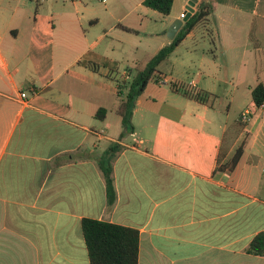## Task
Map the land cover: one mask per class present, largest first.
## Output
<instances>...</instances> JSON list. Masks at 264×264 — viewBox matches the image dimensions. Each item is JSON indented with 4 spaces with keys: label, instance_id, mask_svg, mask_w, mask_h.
I'll list each match as a JSON object with an SVG mask.
<instances>
[{
    "label": "crops",
    "instance_id": "0c3cea01",
    "mask_svg": "<svg viewBox=\"0 0 264 264\" xmlns=\"http://www.w3.org/2000/svg\"><path fill=\"white\" fill-rule=\"evenodd\" d=\"M187 1L174 0L168 15L143 0L128 3L125 16L140 12L157 23L144 30L156 46L150 58L170 43L167 28ZM211 1L208 17L158 65L135 101L133 131L121 137L117 109L131 66L120 72L117 51L127 41L136 53L127 35L136 28L100 15L69 17L59 32L76 22L82 40L68 34L58 46V0H0V264H89L83 218L136 228L138 264H243L251 255L250 240L264 230V103L251 98L264 84V0ZM242 17L254 26L235 25ZM174 54L183 69L170 72V84L201 90L205 101L164 87L159 67ZM222 96L226 118H238L217 123L209 114ZM235 124L224 159L238 147L242 154L231 171L219 170ZM111 144L119 147L110 201L99 163Z\"/></svg>",
    "mask_w": 264,
    "mask_h": 264
},
{
    "label": "trees",
    "instance_id": "16d2710c",
    "mask_svg": "<svg viewBox=\"0 0 264 264\" xmlns=\"http://www.w3.org/2000/svg\"><path fill=\"white\" fill-rule=\"evenodd\" d=\"M174 0H143V5L155 10L162 15H168ZM213 10L211 0H199L193 14L183 23L170 43L163 46L138 70L135 77L128 81L127 91L117 109L121 117V137L126 132L133 131L131 122L132 111L135 101L143 92L147 82L151 79L158 65L165 60L184 37L200 22L205 20ZM170 88L180 92L186 97L205 101L206 93L191 88L189 85L176 84L172 82ZM251 98L256 106L264 103V84L257 83L251 91ZM105 108H99L95 114L97 118L105 116ZM100 113L103 114L100 115ZM119 146L111 144L107 150L105 159L100 160V167L106 180V191L109 200L114 198V190L111 180L110 159ZM242 147H238L231 159L224 163L219 170L231 171L237 164ZM219 159V158H218ZM81 230L87 248L89 264H138L139 254V231L136 228L94 218H83ZM246 252L251 255L264 256V230L256 233L250 240Z\"/></svg>",
    "mask_w": 264,
    "mask_h": 264
},
{
    "label": "rangeland",
    "instance_id": "374dc122",
    "mask_svg": "<svg viewBox=\"0 0 264 264\" xmlns=\"http://www.w3.org/2000/svg\"><path fill=\"white\" fill-rule=\"evenodd\" d=\"M72 0H58L56 6L53 9V23L55 25V43L56 45L60 46L63 42L61 37L65 35L68 36L71 39H75V40H82V35H83V31L82 29L78 26V24L75 22L72 26L70 23H66V26H63V28H67V32L66 34H61L59 31H61V27L60 26V21L65 19L69 20L70 18H75V17H79L81 19L82 22H85L86 18V14H91V15H100V16H106V19L109 18H116L115 20H118V22H120L121 24H126L129 26H132L133 28H136L137 32L136 33H131V34H127L130 40V43L132 46H137V51L136 53H134V49L132 48L129 52V50H126V43L129 45V43L127 41H123L122 45H121V49H119L121 52H118V57H119V67H120V72H122L125 67L127 65H130L131 68L129 69L130 71V78L127 81H131L135 75L137 74L138 70L143 68L145 66V64L147 63V59L150 58V56L153 54L152 52L155 49V44H153V39H151L148 35L144 34V30H148L151 29L152 27H157V23L155 22V20L150 19V17H142L140 16L143 13L138 12V14L140 15H136V14H132V15H126L125 16V10L126 7L128 5V3L133 2L135 3L137 0H106L105 3H103L100 0H74L77 1L78 4L73 5V3L71 2ZM84 6L86 7L84 9ZM43 9V7L41 8ZM43 13H47L49 14L50 11L49 9H45L42 10ZM112 13V14H111ZM112 15L113 17H111L110 15ZM119 18V19H117ZM241 21L244 23H239V22H235V25L238 26H243L246 27L248 22H249V26L250 23L252 26H254V23L252 24V19H243V17L241 18ZM234 24V23H233ZM243 24V25H241ZM62 28V29H63ZM74 28V30H73ZM76 28V30H75ZM77 31V32H75ZM146 32V31H145ZM126 40V39H125ZM67 42V40H65ZM118 48V47H117ZM202 48V45L199 46V49ZM205 50H209V52L207 51V53L211 54L210 49H212L211 47H209V43L206 42V45H204ZM184 53V49H180L179 53ZM131 56V60L128 63L125 61V58ZM176 58L177 54H174L171 56V58L166 61L165 63H163L159 68L162 72H164L166 74V78L164 79V82L166 83L164 85V87L168 88L169 84H170V77H171V71L173 70L176 74L178 73H182L180 72V70H182L183 68H180L175 62H176ZM186 61V60H185ZM242 73L246 72V68H242ZM240 72V71H239ZM241 73V72H240ZM176 84L180 85L183 83H179L177 82ZM187 85V84H184ZM126 87H127V83H126ZM165 88V89H166ZM215 105H217L215 112L209 114L210 117H212L215 122L217 123H221L224 122L226 120L230 121L232 118H238V115H234L232 114L233 112L230 113L229 117L226 118V105H227V100L224 98V96H222L219 100L215 101ZM138 119V117H137ZM240 126H237V124L233 125V128H231L229 131H227V134L224 136L223 138V144L221 147V151L219 152V159H218V163L217 166L223 167L224 163H226L225 161V156L227 155L228 149H227V138H233L234 136H236L240 130ZM244 263L243 264H261V261L259 260V258L250 255L248 256V258L244 257Z\"/></svg>",
    "mask_w": 264,
    "mask_h": 264
},
{
    "label": "water",
    "instance_id": "95a60500",
    "mask_svg": "<svg viewBox=\"0 0 264 264\" xmlns=\"http://www.w3.org/2000/svg\"><path fill=\"white\" fill-rule=\"evenodd\" d=\"M199 0H188L186 9L184 12V16L182 18H176L172 21V23L169 25L166 31V36L169 40H172L180 27L183 25L185 21L188 20V18L193 14L195 7L197 5Z\"/></svg>",
    "mask_w": 264,
    "mask_h": 264
},
{
    "label": "built area",
    "instance_id": "2783aa9c",
    "mask_svg": "<svg viewBox=\"0 0 264 264\" xmlns=\"http://www.w3.org/2000/svg\"><path fill=\"white\" fill-rule=\"evenodd\" d=\"M101 1L104 2L105 0H101ZM183 16H184V13H181L180 18H182ZM160 82L162 83L163 81L160 80ZM20 97L24 98L25 97V93H20Z\"/></svg>",
    "mask_w": 264,
    "mask_h": 264
}]
</instances>
